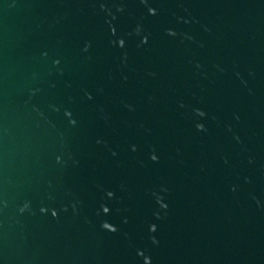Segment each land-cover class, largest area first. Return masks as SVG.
Returning <instances> with one entry per match:
<instances>
[{"label":"water","instance_id":"water-1","mask_svg":"<svg viewBox=\"0 0 264 264\" xmlns=\"http://www.w3.org/2000/svg\"><path fill=\"white\" fill-rule=\"evenodd\" d=\"M0 264H264V0H0Z\"/></svg>","mask_w":264,"mask_h":264}]
</instances>
